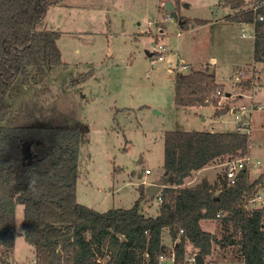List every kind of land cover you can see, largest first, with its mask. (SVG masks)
I'll use <instances>...</instances> for the list:
<instances>
[{
  "label": "rangeland",
  "instance_id": "rangeland-1",
  "mask_svg": "<svg viewBox=\"0 0 264 264\" xmlns=\"http://www.w3.org/2000/svg\"><path fill=\"white\" fill-rule=\"evenodd\" d=\"M169 1L175 4V0L53 3L38 30L62 33L58 40L62 64L50 67L41 84L19 85L11 96L9 126L80 131L77 199L99 212L131 208L145 180L163 177L166 132H237L240 123L232 109L243 105L249 109L242 121L250 135L248 155L254 163L250 178L264 173V71L249 91L236 81L241 71L247 74L242 82L252 74L253 27L225 20L236 11L222 0H181L176 9L179 20H167ZM243 1L240 10L256 4V0ZM180 18L188 21L187 27ZM155 45H163L167 52L165 61L153 64ZM213 57L217 79L223 84L219 107L228 105L231 110L216 117L213 104L178 107L176 73L206 68L214 74L210 68ZM25 147L30 149L31 144ZM225 162L219 159L208 166L212 180L224 174ZM147 170L152 174L147 175ZM258 195L261 200L256 207H262L264 187ZM142 208L144 214L155 216L159 209L156 196L145 200ZM23 219L24 207L16 205L15 246L5 252L9 264H37L35 250L25 240ZM213 222L220 232L219 222ZM211 224L204 221L202 226L213 231ZM164 239L169 245L168 233ZM211 259L214 264L223 261L219 255Z\"/></svg>",
  "mask_w": 264,
  "mask_h": 264
},
{
  "label": "trees",
  "instance_id": "trees-1",
  "mask_svg": "<svg viewBox=\"0 0 264 264\" xmlns=\"http://www.w3.org/2000/svg\"><path fill=\"white\" fill-rule=\"evenodd\" d=\"M222 1L236 11L225 20L254 28L252 74L239 84L249 91L264 71V0H256L248 10H240L243 0ZM53 3L60 2L0 0V264L10 263L5 252L15 246L16 205L24 207L22 230L37 264H160V257L172 252L166 233L174 244L175 264H186L189 253L206 260L215 246L231 250L244 264H264V206L253 210L245 206L264 187V173L252 180L250 169H245L234 186L224 175L215 183L203 178L195 186H185L194 172L216 160L247 156L248 133L166 132V186L156 196H162L163 202L159 215L153 217L142 208L149 198L143 185L131 208L99 212L78 202L77 129L29 131L8 125L13 91L19 85L41 84L50 67L62 64L58 46L62 33L38 30ZM179 4L181 0H175L176 9ZM180 20L187 27L188 21ZM222 88L206 68L177 72L176 105L195 109L213 104L216 117H221L231 110L228 105L219 107L222 97L216 93ZM203 220L218 221L221 237L214 239L203 230Z\"/></svg>",
  "mask_w": 264,
  "mask_h": 264
},
{
  "label": "built area",
  "instance_id": "built-area-1",
  "mask_svg": "<svg viewBox=\"0 0 264 264\" xmlns=\"http://www.w3.org/2000/svg\"><path fill=\"white\" fill-rule=\"evenodd\" d=\"M171 19H174V18H172L169 15L167 20H171ZM260 20H263V17H260ZM242 36L243 37L246 36L244 30L242 31ZM166 52H167V49L163 45L153 46V54H151V57L152 56L154 57L152 60L153 64H156L157 61H165L166 60V57H165ZM169 67H170V69H172L171 66H169ZM185 68L186 67L184 66L183 69H185ZM246 75L247 74H245L244 71H241L237 75L236 81L239 84L242 83V80H244L246 78ZM216 94H217V96H221V97H223V95H224V93L220 90H218V92ZM225 97L229 99L230 95H226ZM247 111H249V109L244 105L232 109V113L234 114L236 120L240 123V126L238 128V132L247 133L246 129H245L246 127L244 126V122L242 121V115L246 114ZM256 163L260 164L259 161H257ZM252 164H254V163H252V160H251L249 155L242 157V158H232V159L227 160L224 163V174L223 175L228 180L227 181L228 185L229 186L236 185L239 181L240 173L245 169H250ZM146 174L147 175L151 174V171L147 170ZM157 199L160 203L163 202L162 196H158ZM257 200H261V196L257 195L255 198L250 199L245 205L246 209L253 210V209L258 208V207H256ZM218 217H220V214H218ZM181 232H183V230ZM173 252H174V249L172 250L170 255L172 257L173 264H175V256H174ZM196 255L197 254H195V253L194 254L189 253V255L186 259V264H198L197 260H196ZM165 259H166V257L161 256L160 257V264L162 262H164ZM34 262L37 263V260H35Z\"/></svg>",
  "mask_w": 264,
  "mask_h": 264
},
{
  "label": "crops",
  "instance_id": "crops-1",
  "mask_svg": "<svg viewBox=\"0 0 264 264\" xmlns=\"http://www.w3.org/2000/svg\"><path fill=\"white\" fill-rule=\"evenodd\" d=\"M229 6V5H228ZM239 24V23H238ZM241 25V24H240ZM243 25V24H242ZM244 25H246V24H244ZM253 27V26H252ZM253 30H254V28H253ZM162 32V31H161ZM179 36H180V33H179ZM242 36V35H241ZM243 37V36H242ZM215 63V58L213 57L212 58V64H210L211 66H210V68H214L213 70H215V72H214V75L216 76V64H214ZM171 64V63H170ZM171 66V65H170ZM169 70L170 71H174V69L172 68V69H170L169 68ZM179 73H182V72H179ZM191 73V72H190ZM211 73V72H210ZM177 74V73H176ZM188 74V73H187ZM216 80H217V82L219 83V81H218V79H217V76H216ZM220 84V83H219ZM261 88V87H260ZM259 88V89H260ZM208 105H211V104H208ZM236 131H238V130H236ZM211 132H223V131H211ZM250 149H251V147H250ZM208 168L209 167H206V168H204V169H202V170H199V171H197V172H194L193 174H192V176H190V177H194V180H191L190 179V177L189 178H187V180H185V186H191L197 179H199V178H207V179H209L210 180V182L211 183H215L216 181H218L217 179L214 181V180H212L211 179V176L209 175V172L207 171L208 170ZM152 174V173H151ZM151 174H149V175H151ZM222 175V174H221ZM218 176H220V175H218ZM141 177V176H140ZM163 178V177H162ZM161 179V178H160ZM160 179H154V180H145L144 181V183L142 184L145 188H147L149 185H151L153 182H155V181H157V180H160ZM189 180H191V181H189ZM161 191V190H160ZM149 204V203H148ZM160 206H161V203L159 202V209H158V212H157V214L155 215V216H153V217H156V216H158L159 215V213H160ZM150 216V215H149ZM204 221H207V220H203V221H201V227H202V229L203 230H205L204 228H203V226H202V223L204 222ZM209 221V220H208ZM207 221V222H208ZM210 223H212L211 225H212V229H213V231L212 230H205V231H207L208 233L210 232V233H212L214 236H217V237H221V234H222V231H218L217 230V225H216V223L215 222H213V221H209ZM211 225H210V227H211ZM221 230V229H220ZM166 242V241H165ZM167 245V244H166ZM170 249H172L173 250V246H174V244H173V242H172V240H171V238H170V244L169 245H167ZM188 250H192V247H188ZM213 251H214V254H212L211 256H209L208 257V259H206L205 260V263L207 264H214L213 262L215 261V259H211L212 258V256H215V255H219V256H221L222 257V259H223V261L222 260H219L216 264H244L242 261H240V260H237V259H235L234 258V256H233V252L231 251V250H229V249H223V248H221L220 246H215L214 247V249H213ZM228 252H230V254L232 255L231 257L229 256V255H227L228 254ZM161 264H173V260H172V257H171V255L170 256H167L166 257V259H165V261L164 262H162Z\"/></svg>",
  "mask_w": 264,
  "mask_h": 264
},
{
  "label": "water",
  "instance_id": "water-1",
  "mask_svg": "<svg viewBox=\"0 0 264 264\" xmlns=\"http://www.w3.org/2000/svg\"><path fill=\"white\" fill-rule=\"evenodd\" d=\"M165 7L169 11V14L172 18H175V20H179V16L176 11V6L172 1L166 3ZM165 186H166V178H161L160 180H157L153 182L151 185H149L146 188V193L149 198H155V196H157L160 190ZM213 238L215 239V236ZM196 260L198 264H206L205 259L201 254L196 255Z\"/></svg>",
  "mask_w": 264,
  "mask_h": 264
}]
</instances>
